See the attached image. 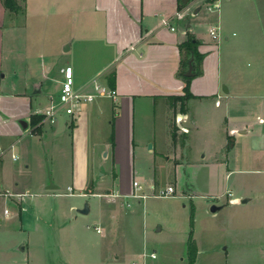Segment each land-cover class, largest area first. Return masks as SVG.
<instances>
[{"label":"crops","instance_id":"0c3cea01","mask_svg":"<svg viewBox=\"0 0 264 264\" xmlns=\"http://www.w3.org/2000/svg\"><path fill=\"white\" fill-rule=\"evenodd\" d=\"M206 3V0H38L39 12L47 10L46 16L50 15L55 23L68 22L73 31H78L57 54L44 58L39 55L35 66L25 52L21 53L19 61L28 79L24 92L0 91V149L5 151L0 156V190L29 193L31 186L18 180V167L13 162L20 158V141L29 133L38 135L49 158L56 155L72 164L63 188L86 189L91 195L109 200L110 211L103 215L105 209H101L96 227L100 230L96 229L97 233L109 237L122 218L118 203L121 201L120 205L125 206L124 199L136 190L134 182L139 181L143 191L151 194L152 185L157 190V180L148 177L158 165L174 162L177 171L186 162L185 148H190L193 156L188 158L189 163L206 173L210 181L207 190L214 193L202 195L193 191L188 197L210 196L208 208L215 215L226 208L242 212L244 219L248 218L245 213H253L254 225L264 232V125L258 121L264 117V84L248 85L236 79L241 53L237 41L230 44V29L234 37L238 25L232 28L221 22L222 4L220 10L211 13ZM234 6L226 14L236 23L239 17ZM25 9L20 18V14L7 10L0 0V72L5 57L17 52L15 32L31 27V0H26ZM78 13L82 16L81 28L74 25ZM206 19L210 20V28L220 26L221 39L211 37L210 28L203 30ZM188 33L198 40V50L204 55L202 73L191 81L193 97L186 103L188 112L181 108L176 114L182 126L187 113L190 114V121H186L190 131L184 134L179 129L173 136L169 96L184 95L185 80L178 73L180 46ZM67 45L69 48L65 50ZM63 52L69 64L62 67H71L77 87L100 74L105 79L111 75V87L117 90L118 100L99 98L84 105L76 117L63 112L56 123L34 125L32 117L42 115L50 104V95H41L53 64ZM252 53L247 48L242 51ZM62 67L59 69L62 78L56 79L58 90L64 79ZM24 161L27 167L28 159ZM212 179L219 180L220 186L216 188ZM57 180L53 183L57 186L54 190L61 188ZM172 183L173 180L169 181L167 186ZM45 185V189H53L49 183ZM29 197L30 194L19 203L11 200L18 208L10 210L5 206L7 200L0 196V264H31L30 236L10 237L27 227L24 202ZM213 205L220 209L212 212ZM6 208L10 210L8 217L4 215ZM197 208L198 203L192 200L191 210L195 212ZM161 229L160 226L158 230ZM106 255L108 262L118 263L126 253L116 250ZM147 257L146 262L136 260L131 264H148L151 257ZM37 261L38 258L33 260V264Z\"/></svg>","mask_w":264,"mask_h":264},{"label":"rangeland","instance_id":"374dc122","mask_svg":"<svg viewBox=\"0 0 264 264\" xmlns=\"http://www.w3.org/2000/svg\"><path fill=\"white\" fill-rule=\"evenodd\" d=\"M206 1L207 6L214 2ZM231 3L235 4V13L239 17L236 23L231 22V18L226 14V11L232 8ZM221 4V22L224 21L232 28L238 25L234 37L231 36L233 30L230 29V44L237 41L241 53L236 65V79L248 85L264 84V0H221ZM37 6L38 0H31V27L26 31L15 32L14 44L17 52L6 56L4 62L2 60L4 66L0 72V91L4 94L24 92L28 79L26 73L22 72L19 61L21 53L24 55L25 52L26 57L32 60V66H35L39 55L44 58L47 54H57L64 48L65 43L70 41L74 32L78 31H73L68 22L55 23L50 15L46 16L47 10L39 12ZM19 14L22 18L25 12ZM201 14H205V8ZM77 18L75 22V16L73 17L74 25L81 28V14L78 13ZM203 21L205 24L202 28L207 31L210 28V20ZM97 24L95 21L94 26ZM221 46L225 48L224 41ZM246 48L254 54H242ZM67 57L63 52L56 59L41 96L50 95V100L56 99L59 93L56 79L62 78L59 69L69 64ZM68 68L72 72L71 67ZM39 80L43 81L44 78ZM172 102L169 104L173 109L172 119L176 127L180 132L188 133L190 130H183L177 123L176 114L182 110L180 102ZM18 145L22 148L19 151L20 158L13 162V165L18 167V180L31 186L30 197L24 202L27 209L24 221L29 228H24L25 232L18 230L10 234V237L28 239L30 236L31 264L36 258L37 264H65L66 261L68 264H131L136 260L146 262V254L150 255L153 251L156 252L157 258H150L148 264H189L188 238L191 229L196 239L195 264H264V232H260L258 226L254 225L253 213H245L248 218L244 219L242 212L226 208L215 215L208 208L207 201L210 196L188 197L193 191L202 195L210 192L207 190L210 181L205 177L206 173L192 168L188 161V158L193 156L190 148H185L183 161L186 162L182 163L177 171L174 162L160 163L156 172L148 177H155L158 191L166 188L169 181L173 180L174 184L171 185L176 189V196H151L147 199L126 197L125 206H121L119 201L122 218L107 237L103 233H97L96 227L100 222L101 209H105L103 215L110 211L109 200L91 195L86 189H73L72 195L62 194L68 191L63 187L72 172V164L62 161L56 155L49 158L38 135L29 133ZM25 158L28 159L27 167L24 165ZM57 179L61 182L60 189H45V183L55 184ZM214 182L216 188L220 186L219 180L212 179L211 183ZM3 199L7 200L5 206L10 210L18 208L15 202L4 197ZM213 199L218 201L217 197ZM192 200L198 203L194 212L195 228L191 226ZM86 204H89L91 212L82 216L78 209ZM160 226L162 229L158 230ZM225 245H228L229 249L225 250ZM116 250H125L126 255L118 263L108 262L105 254H112Z\"/></svg>","mask_w":264,"mask_h":264},{"label":"built area","instance_id":"2783aa9c","mask_svg":"<svg viewBox=\"0 0 264 264\" xmlns=\"http://www.w3.org/2000/svg\"><path fill=\"white\" fill-rule=\"evenodd\" d=\"M220 7L221 4L219 0H216L208 4L207 10L213 13L220 10ZM172 29L175 30L174 27H172ZM220 30L221 28L218 25L211 27L209 30L211 37L214 39L221 37ZM61 73L63 74L64 79L61 82V87L59 93L57 94L58 96H56V99L50 100V104L42 112L44 119L40 123L46 121L56 123L59 116L63 114V112L72 117H76L78 114H80V111L84 105L95 102L99 98H109L113 101L118 100L119 94L117 90L108 84L107 80L102 77V74L96 76V78L87 82L86 84L77 87L76 79L68 67H62ZM218 103H220V101H218L217 104ZM181 121L182 120L180 118L177 119L178 125L181 126L183 130L188 131V127H183L180 124ZM258 121L264 125V117H259ZM4 153L5 151L0 149V156ZM14 158L16 157L14 156ZM134 186L136 187V190L131 194V197L133 198L146 199L151 196L167 198L176 195V189L174 185L171 184L164 189H160L159 191L156 190L154 185H152L151 194L144 192L141 183L137 180L134 182ZM65 194H74L73 188L69 186L68 191L65 192L64 195ZM0 196L19 203L24 197L29 196V193L0 190ZM4 215L6 217L10 215V210L8 208L4 209ZM97 231L100 232L99 228H97ZM146 256L148 255L146 254ZM149 256L153 259L156 257V253L153 252ZM134 264L138 263L136 262Z\"/></svg>","mask_w":264,"mask_h":264},{"label":"trees","instance_id":"16d2710c","mask_svg":"<svg viewBox=\"0 0 264 264\" xmlns=\"http://www.w3.org/2000/svg\"><path fill=\"white\" fill-rule=\"evenodd\" d=\"M4 7L7 10H10L12 13L15 14H19V13H23L26 12L25 9V3L26 0H2ZM198 46H199V42L198 40L195 39L194 35L188 33L187 34V38L186 41L182 43V45L180 46V51H181V68L180 71L178 73V75L180 76V78L185 80V86L183 88V92L184 95H175V96H169V99L171 100L170 102L172 103H177L180 102L181 104V108L183 109V111L188 112V109H186V103L187 101L193 97L192 92H190V85H191V81L196 78L197 76H200V74L202 73V68H201V64H202V60H203V54L201 52H199L198 50ZM193 54V56L195 57V76L189 77L184 75L185 71L188 69V65H189V60L191 58V55ZM110 77H108L107 75L106 80L108 82V84L110 86L113 87V76L109 75ZM32 121L34 123V125H36L37 123L41 122L44 119L43 115H34L32 117ZM173 127V136L176 135V132L178 130V127H176V123L174 121V123L172 124ZM193 213V219L191 221V226L193 227L194 225V211L192 210ZM190 234H189V238H188V248H189V264H195V260H196V242H195V238H194V231L193 229L190 230Z\"/></svg>","mask_w":264,"mask_h":264},{"label":"water","instance_id":"95a60500","mask_svg":"<svg viewBox=\"0 0 264 264\" xmlns=\"http://www.w3.org/2000/svg\"><path fill=\"white\" fill-rule=\"evenodd\" d=\"M69 46L67 45L65 47V50H68ZM184 75L192 77L195 76V57L193 56V54L191 55V58L189 60V65H188V69L185 71ZM224 90L226 91V88H224ZM186 121H190V114L187 113L185 121L182 123L183 127H188L189 124H187ZM24 126H27L26 122H23ZM189 128V127H188ZM57 186L54 185L53 183H51L50 188H56ZM218 209H220V207L213 205L211 207V211L212 212H216ZM90 212V207L89 204H86L82 209L79 210L80 214H88Z\"/></svg>","mask_w":264,"mask_h":264}]
</instances>
